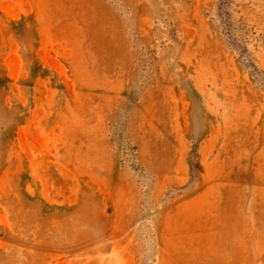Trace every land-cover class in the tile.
<instances>
[{"label":"rangeland","instance_id":"1","mask_svg":"<svg viewBox=\"0 0 264 264\" xmlns=\"http://www.w3.org/2000/svg\"><path fill=\"white\" fill-rule=\"evenodd\" d=\"M0 264H264V0H0Z\"/></svg>","mask_w":264,"mask_h":264}]
</instances>
